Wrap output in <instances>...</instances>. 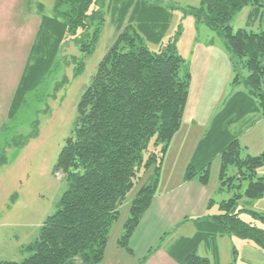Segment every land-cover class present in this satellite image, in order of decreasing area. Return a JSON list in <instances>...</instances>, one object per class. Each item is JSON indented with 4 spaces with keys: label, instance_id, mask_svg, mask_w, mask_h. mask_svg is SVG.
Segmentation results:
<instances>
[{
    "label": "trees",
    "instance_id": "obj_1",
    "mask_svg": "<svg viewBox=\"0 0 264 264\" xmlns=\"http://www.w3.org/2000/svg\"><path fill=\"white\" fill-rule=\"evenodd\" d=\"M107 1L56 0L53 15L41 16L8 121L0 130L2 136L27 107L28 96L38 92L55 72L69 42L79 46L85 56L93 53ZM111 4L115 11L119 7L116 41L82 94L72 135L54 166V173L65 180L68 189L58 210L44 221L38 238L25 246L29 256L22 262L0 264H102L121 206L138 187L117 242L118 248L135 256L131 239L154 202L166 156L182 128L192 73L177 49L180 31L164 41L174 6L161 0H112ZM247 6L252 7L249 27L264 22V0H201L200 8L186 12L221 36L236 72L232 84L235 87L243 82L248 92H234L226 99L185 169V182L208 185L212 161L220 156V190L227 188L234 194L219 203V214L191 220L193 236L178 238L168 247L167 254L178 264H211L198 255L197 248L218 237H236L264 251V229L245 222L238 210L242 199L264 197V176L257 173L264 166V151L243 157L240 140L231 132L232 126L249 115L259 112L264 117V26L259 31L236 32L230 26ZM147 42L160 45V49L151 50ZM152 141L155 149L150 148ZM2 159L6 163V158ZM230 167L237 173L228 178ZM242 181L248 182L243 192ZM213 202L210 199L208 208ZM253 215L264 221L263 214ZM154 247L138 259L139 264L151 259L157 250Z\"/></svg>",
    "mask_w": 264,
    "mask_h": 264
},
{
    "label": "rangeland",
    "instance_id": "obj_2",
    "mask_svg": "<svg viewBox=\"0 0 264 264\" xmlns=\"http://www.w3.org/2000/svg\"><path fill=\"white\" fill-rule=\"evenodd\" d=\"M55 1L0 0V130L8 121V111L34 44L41 16L53 15ZM161 1L175 7L164 41L172 40L180 31L176 39L177 49L192 73L183 125L165 161L166 170H170L168 177L172 174L176 177L180 174V164L186 154L191 160L199 141L226 99L234 92L247 93L248 89L243 82L233 86L236 72L221 36L204 23H198L193 14L186 13L200 8L201 0ZM111 2L108 0L106 3L105 21L93 53L85 56L79 46L69 42L58 58L55 72L38 92L28 96L27 107L10 123L7 134L2 136L0 132V261L22 262L29 256L24 251L25 246L38 238L44 221L58 210L60 200L68 189L65 180L54 173V166L66 139L72 135L82 94L116 41L119 7L115 11ZM251 11L252 7L247 6L234 17L230 23L234 32L239 29L259 31L260 26H264V22L258 21L249 27ZM146 45L153 51L160 49V45L149 42ZM81 65L83 68L79 71ZM242 75L246 78L248 72L244 70ZM35 132L36 136H32ZM231 132L240 140L243 157L263 153L264 117L261 113L247 116L232 126ZM153 143L151 149H155ZM3 157L6 163H3ZM220 169L221 158L217 156L210 166L208 185H205L214 202L202 217L219 214V203L234 194L227 188L220 190ZM236 173L237 169L230 167L227 177ZM257 173L258 177L264 176V166ZM235 184L239 185V182ZM241 184L243 192L248 182L242 181ZM164 190L166 188L160 184L157 193L161 194ZM137 191L138 187L121 206L120 218L112 228L102 264H139L136 256H130L117 245L130 214L131 200ZM238 210H241L240 217L245 222L264 229V221L253 215V212L264 215V197L255 201L244 198ZM193 228V223L188 222L185 227L166 231L160 244L154 247L157 250L151 258L165 257L168 247L178 238L187 236L186 230H191L193 234ZM141 252L138 249L137 253ZM197 253L208 258L211 264H264V251L252 242L230 236L200 244Z\"/></svg>",
    "mask_w": 264,
    "mask_h": 264
},
{
    "label": "crops",
    "instance_id": "obj_3",
    "mask_svg": "<svg viewBox=\"0 0 264 264\" xmlns=\"http://www.w3.org/2000/svg\"><path fill=\"white\" fill-rule=\"evenodd\" d=\"M179 133L173 141L178 138ZM189 162L190 160L186 154L184 162L180 164V174L176 177L174 174L168 177L170 170H166L167 165H164L165 174H163L160 184L166 190L161 194L157 193L151 208L144 215L140 226L131 239V247L138 259H141L152 247L160 243V239L166 231L185 227L188 222H191L194 218L202 217L209 209L208 204L212 196L206 191V187L196 180L185 182L183 179ZM181 173L183 176H181ZM183 189L185 191L181 192ZM194 230L195 227L193 228V234L191 230H186L187 236L182 237H190L191 234L193 236L195 234ZM138 249L142 250L140 254L137 253ZM165 255L162 259L151 258L148 264H178L168 254Z\"/></svg>",
    "mask_w": 264,
    "mask_h": 264
}]
</instances>
